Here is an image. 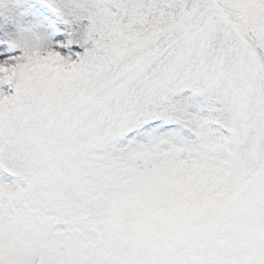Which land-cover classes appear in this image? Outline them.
<instances>
[{"label": "snow or ice", "instance_id": "6c2138e0", "mask_svg": "<svg viewBox=\"0 0 264 264\" xmlns=\"http://www.w3.org/2000/svg\"><path fill=\"white\" fill-rule=\"evenodd\" d=\"M0 264H264V0H0Z\"/></svg>", "mask_w": 264, "mask_h": 264}]
</instances>
